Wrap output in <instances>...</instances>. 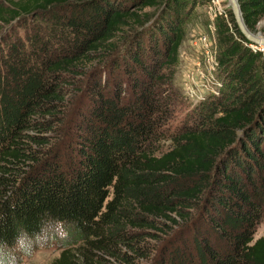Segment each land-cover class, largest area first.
Here are the masks:
<instances>
[{
    "label": "trees",
    "instance_id": "16d2710c",
    "mask_svg": "<svg viewBox=\"0 0 264 264\" xmlns=\"http://www.w3.org/2000/svg\"><path fill=\"white\" fill-rule=\"evenodd\" d=\"M189 2L0 0V240L54 224L51 264H264V49L230 9L223 81L177 116ZM239 2L255 32L264 0Z\"/></svg>",
    "mask_w": 264,
    "mask_h": 264
},
{
    "label": "rangeland",
    "instance_id": "374dc122",
    "mask_svg": "<svg viewBox=\"0 0 264 264\" xmlns=\"http://www.w3.org/2000/svg\"><path fill=\"white\" fill-rule=\"evenodd\" d=\"M181 1L190 2L187 11L182 14L185 18L183 22L185 38L180 47L179 63L174 79V86L182 93V100L176 104L177 116L188 111L191 103L198 101V96L205 91L206 96L213 93L222 83L224 71L219 63L218 21L222 17L229 20L228 12L231 9L228 0ZM144 11L154 13L156 10L147 7ZM255 32L264 37V19ZM204 35H208L207 41L203 38ZM208 46L212 49L211 54H208L206 50ZM251 46L263 49L254 44ZM194 93L195 95L192 96ZM69 236L66 227L47 225L42 236L31 239L22 238L21 242L19 241L15 246V252L0 250V264H18L20 255H23L22 264H51L65 245L71 241ZM263 236L264 218L257 227L255 239Z\"/></svg>",
    "mask_w": 264,
    "mask_h": 264
},
{
    "label": "water",
    "instance_id": "95a60500",
    "mask_svg": "<svg viewBox=\"0 0 264 264\" xmlns=\"http://www.w3.org/2000/svg\"><path fill=\"white\" fill-rule=\"evenodd\" d=\"M231 5L232 12L234 14L235 20L238 24L240 31L243 35L250 41L251 44L256 45L257 47H262L264 49V37L260 33L251 31L243 16V11L240 6L239 0H228Z\"/></svg>",
    "mask_w": 264,
    "mask_h": 264
},
{
    "label": "clouds",
    "instance_id": "9594fccd",
    "mask_svg": "<svg viewBox=\"0 0 264 264\" xmlns=\"http://www.w3.org/2000/svg\"><path fill=\"white\" fill-rule=\"evenodd\" d=\"M0 219H2V218H0ZM0 250H3L5 252H9V251L15 252V245L14 244H8V242L5 240H0ZM22 256L23 255L19 256L18 264H22V261H21Z\"/></svg>",
    "mask_w": 264,
    "mask_h": 264
},
{
    "label": "built area",
    "instance_id": "2783aa9c",
    "mask_svg": "<svg viewBox=\"0 0 264 264\" xmlns=\"http://www.w3.org/2000/svg\"><path fill=\"white\" fill-rule=\"evenodd\" d=\"M203 38L205 39V41H207L208 35H204ZM206 50H207L208 54H211V53H212V49L210 48V46H208ZM205 53H206V51H204V54H205ZM205 56H206V54H205ZM208 89H209V88H208ZM208 89H206V90H208ZM205 92H206V91H205ZM205 92H204L202 95L198 96L197 99L200 100V99L204 98V97L206 96ZM193 95H195V93L192 94V96H193ZM192 96H191V97H192Z\"/></svg>",
    "mask_w": 264,
    "mask_h": 264
}]
</instances>
